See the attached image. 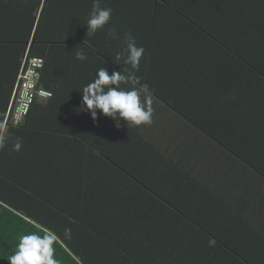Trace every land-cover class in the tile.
Segmentation results:
<instances>
[{
	"label": "crops",
	"instance_id": "0c3cea01",
	"mask_svg": "<svg viewBox=\"0 0 264 264\" xmlns=\"http://www.w3.org/2000/svg\"><path fill=\"white\" fill-rule=\"evenodd\" d=\"M92 3L72 0L54 14L63 19L65 8L81 28L76 48L54 51L77 76L52 119L74 137L30 136L19 152L10 144L2 174L29 186L37 177L41 199L70 200L80 210L86 220L70 219L77 230L70 243L86 251L85 262L74 256L79 264H264V0H103L121 37L131 32L151 54L136 76L149 84L154 110L151 125L121 121L106 144L96 140L90 113L79 112L80 91L101 67L111 75L126 66L115 59L121 41L107 30L87 38ZM3 27L7 39L19 36ZM8 50L0 42V54ZM81 50L86 62L66 59ZM82 63L84 74L75 68ZM16 80L5 83L8 105ZM180 113L193 123L183 124ZM98 119L103 125L107 118ZM84 133L90 142L78 137ZM96 177L109 212L93 230L87 219L94 205L84 190Z\"/></svg>",
	"mask_w": 264,
	"mask_h": 264
},
{
	"label": "trees",
	"instance_id": "16d2710c",
	"mask_svg": "<svg viewBox=\"0 0 264 264\" xmlns=\"http://www.w3.org/2000/svg\"><path fill=\"white\" fill-rule=\"evenodd\" d=\"M153 1L156 3V0ZM67 3H72V0H0V42L9 45V50L0 54V91L2 92L0 94V124H3L5 119L10 98V87L5 83L9 81L13 84L18 77L17 74H19L23 61H21L20 56L23 54L29 52L31 56L45 59L46 66L42 71L40 86L52 93V97L46 100L45 103L36 102L32 106L29 115L21 125L10 126L6 129L11 139L7 146L0 150V164L2 165L0 167V184H2V186L0 185V264H8L7 259L15 252L19 237L36 231L37 227L53 231L58 236L54 247L55 258L59 261V264H79L74 256H79L81 260L84 259V262L87 261V258L83 255L86 251L77 249L70 243L71 237L77 232V230H75V233L73 232L75 223L70 219L78 218L79 220L83 218L80 210L72 208L70 200L62 203L55 201L56 199H41L39 190L33 187L37 183V177L36 182L29 186L22 184L14 177L4 176L6 173L2 174L6 172L7 168L2 162L10 160V154L6 156L4 154L5 150H10V144H13L17 138L20 139L21 143L24 141L30 144L29 137H36V135L49 136L52 141H54V138L58 140L59 138L74 137V134L70 135L65 130V123L60 125L59 121L52 119L53 115L54 117L60 116L59 113H61L64 102H66V98H61L64 87H70L72 80H75L77 76L69 69L65 70L55 60L57 56L55 57L54 51L62 48L66 55L68 51L65 49L76 48L78 44L74 40L80 37L81 28L76 20L73 22L74 18L66 14L65 8L63 19L56 18V20L54 17L55 9L60 10ZM13 17L16 20H12ZM6 25L9 27L6 28L7 31L19 32V36L15 39H7L5 27H3ZM208 36L212 37L209 34ZM12 47H15L16 51L12 52ZM65 57L71 63L76 59L72 55ZM148 62H151V54L144 55L141 60L143 67L148 66ZM75 68L80 74L86 72L83 63L82 66L76 64ZM142 84L149 87L146 80L137 79L136 81H128L125 89L139 87ZM180 115L185 121L183 124L193 123L187 114L180 113ZM104 120L97 119L95 121L96 140L98 137L101 138L103 144L110 141L113 143L115 141L113 140V133L117 129V124L110 123L111 118H107L102 125ZM60 127L63 128L64 135L59 133ZM67 127L70 128V125H67ZM46 132L49 134H45ZM78 137L87 142L91 140L85 133L78 135ZM124 152L127 151L124 149ZM96 164L102 170H106L108 167V163L105 161ZM33 177H35V174ZM95 180L92 186L87 185L90 190H84L88 199L86 202L90 204L91 201L94 205L93 215L90 219H87L93 230L101 227V217L109 212L103 197H101L103 184L98 177ZM75 181L81 191L82 185L78 181V176H76ZM83 189L86 188L83 186ZM71 202L73 203L74 200ZM58 225L61 226L60 231L56 228ZM65 229L71 230L70 238H65ZM121 251L123 256H131L126 248L122 247ZM92 254H94L93 251L90 256ZM82 264L87 263L82 262Z\"/></svg>",
	"mask_w": 264,
	"mask_h": 264
},
{
	"label": "clouds",
	"instance_id": "9594fccd",
	"mask_svg": "<svg viewBox=\"0 0 264 264\" xmlns=\"http://www.w3.org/2000/svg\"><path fill=\"white\" fill-rule=\"evenodd\" d=\"M103 0H93L92 10L86 21L87 38L93 37L99 31L107 30V37L120 40L122 51L116 54L115 59L126 67L123 71H113L109 75L108 69L101 67L95 78L83 87L81 92V106L79 112L90 113L95 122L98 114L111 118L117 126L121 121L126 127L151 125L153 122V93L147 85L125 89L122 83L136 81L145 49L138 46L136 38L127 32L121 37L114 25H111L113 9L102 6ZM75 58L86 62L87 54L77 51ZM11 137L3 124H0V150L9 143ZM22 143L19 138L12 145V150L19 152ZM42 233V234H41ZM71 230L65 229V238H70ZM58 236L50 230L37 227L30 234L21 235L15 252L8 257V264H59L55 258V247Z\"/></svg>",
	"mask_w": 264,
	"mask_h": 264
},
{
	"label": "built area",
	"instance_id": "2783aa9c",
	"mask_svg": "<svg viewBox=\"0 0 264 264\" xmlns=\"http://www.w3.org/2000/svg\"><path fill=\"white\" fill-rule=\"evenodd\" d=\"M45 66L44 58L31 56L29 52L24 55L3 121L5 129L21 125L36 102H44L52 97L50 91L40 86Z\"/></svg>",
	"mask_w": 264,
	"mask_h": 264
}]
</instances>
